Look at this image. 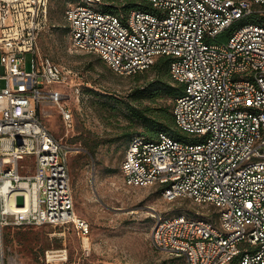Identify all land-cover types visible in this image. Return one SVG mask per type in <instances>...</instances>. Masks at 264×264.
<instances>
[{
  "label": "built area",
  "instance_id": "built-area-1",
  "mask_svg": "<svg viewBox=\"0 0 264 264\" xmlns=\"http://www.w3.org/2000/svg\"><path fill=\"white\" fill-rule=\"evenodd\" d=\"M114 1L65 7L69 50L95 53L119 74L168 56L170 78L182 87L174 124L191 133L134 134L119 164L122 180L157 185L166 201L213 205L218 218L155 210L152 245L185 264H264V0H128L127 14ZM48 7L49 0H0V264H26L6 245L10 224L73 227L83 252L90 250V225L74 211L67 164L83 148L44 121L54 107L71 128L67 99L78 101L83 85L77 70L38 53ZM67 259L63 245L45 249L37 264Z\"/></svg>",
  "mask_w": 264,
  "mask_h": 264
},
{
  "label": "rangeland",
  "instance_id": "rangeland-1",
  "mask_svg": "<svg viewBox=\"0 0 264 264\" xmlns=\"http://www.w3.org/2000/svg\"><path fill=\"white\" fill-rule=\"evenodd\" d=\"M77 1L49 0L48 19L38 36V53L48 56L64 68L77 70L83 81L79 100L74 95L67 99L73 115L72 127H65L54 107L52 115L44 121L56 136L83 148L69 153L67 164L74 211L90 225V250L83 252L82 239L73 227L52 224H10L5 228L6 245L14 249L26 264H37L45 249L63 245L68 251L67 264H185L182 256L152 245L151 226L154 219L151 214L155 210L168 213L184 210L198 216L196 212H199V215L218 223L217 214H213L215 207L197 204L186 198L166 201L157 185L130 186L123 182L119 164L129 134L143 132L145 128L141 122L131 121V114L125 105L111 107L112 101L115 102L113 99L101 106L94 103L96 100L92 96L97 91L101 94L109 92L121 100L131 99L129 93L132 88L150 80L153 72L119 74L95 53L69 50L68 28L63 12L69 3ZM139 1L149 5L147 0ZM114 2L122 14H127L128 0ZM92 3L95 7H103L98 2ZM247 21L241 20L237 25ZM32 55L30 51L25 52L26 67H29ZM4 83L0 77V87ZM105 98L102 97V100ZM165 102L172 104V99L160 98L157 101H144L143 104L157 107ZM167 133L177 139L191 135L177 127ZM86 138L99 142L93 152L83 145L82 141ZM27 161L24 158L19 163L27 164Z\"/></svg>",
  "mask_w": 264,
  "mask_h": 264
},
{
  "label": "trees",
  "instance_id": "trees-1",
  "mask_svg": "<svg viewBox=\"0 0 264 264\" xmlns=\"http://www.w3.org/2000/svg\"><path fill=\"white\" fill-rule=\"evenodd\" d=\"M99 59L105 63L101 57H99ZM168 65L169 57L162 55L159 56L148 68L132 73L138 75L140 71L151 70L153 72V76L150 80H146L142 84H138L132 88L129 93V95L132 96L131 99L121 100V98L111 96V94H108L109 92H104V94L97 91L94 92L92 96V99L96 100L94 103H99V105L105 106V104L107 105L108 100L114 99L115 102L112 101L113 104H111V107H115L114 105H125L131 114V121L141 122L144 126L145 130L143 132H134L129 134L127 143L134 134L143 135L146 139H153L155 133L157 135L160 131L168 132L170 130H175L172 107L174 98L181 93L182 87L180 84L171 80ZM102 97L106 98L102 100ZM160 98L165 100L172 99V104L165 102L157 107H151L149 104H143L144 101H157ZM82 142L89 152H93L99 143L96 140L91 141L88 138L84 139ZM230 264H237V258H235Z\"/></svg>",
  "mask_w": 264,
  "mask_h": 264
}]
</instances>
